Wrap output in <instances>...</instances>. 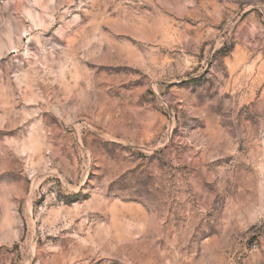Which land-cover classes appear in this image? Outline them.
Listing matches in <instances>:
<instances>
[{
	"label": "rangeland",
	"instance_id": "1",
	"mask_svg": "<svg viewBox=\"0 0 264 264\" xmlns=\"http://www.w3.org/2000/svg\"><path fill=\"white\" fill-rule=\"evenodd\" d=\"M0 264H264V0H0Z\"/></svg>",
	"mask_w": 264,
	"mask_h": 264
}]
</instances>
